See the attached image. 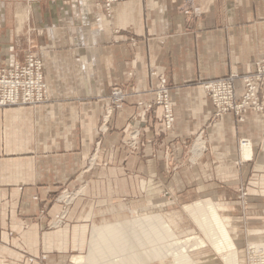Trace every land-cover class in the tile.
<instances>
[{
    "label": "crops",
    "instance_id": "crops-1",
    "mask_svg": "<svg viewBox=\"0 0 264 264\" xmlns=\"http://www.w3.org/2000/svg\"><path fill=\"white\" fill-rule=\"evenodd\" d=\"M29 50L43 59L51 101L0 108V264H76L72 257L89 245L88 203L164 195L187 202L239 192L240 183L264 194V111L214 119L202 85L254 70L264 55V0H122L109 12L96 0H0V67ZM163 77L170 128L162 107L144 110L153 101L145 91ZM116 85L142 93L103 123ZM202 133L206 150L191 160ZM80 182L87 196L64 227L48 229L58 189Z\"/></svg>",
    "mask_w": 264,
    "mask_h": 264
},
{
    "label": "rangeland",
    "instance_id": "rangeland-1",
    "mask_svg": "<svg viewBox=\"0 0 264 264\" xmlns=\"http://www.w3.org/2000/svg\"><path fill=\"white\" fill-rule=\"evenodd\" d=\"M10 1L12 3L17 2V0H10ZM21 7L20 9H23ZM155 88H157V86L151 89H155ZM149 90L145 91V93H147ZM147 94H150L153 97V94L151 93H147ZM261 96L264 97V93H262V90H261ZM104 115L102 118L103 123H104ZM217 118L219 117H214V119ZM134 134H137L139 136L138 131L133 132L131 137V142L129 145L135 149L138 148L139 146V140H138V136H137V141L132 140ZM200 135H198L191 142V146L189 149L190 150L189 153L192 158L191 160L194 161L199 159L206 150L205 148L202 149L204 146L203 142L201 140L198 141L199 139H202L203 141H205V145H206V139L203 133ZM134 142L136 143L134 144ZM197 144L201 146V149L196 148ZM194 145L196 149H194ZM189 157H188V161L190 163H193L194 161L192 162ZM96 158L97 157H95L94 155V157L92 156L89 159L88 166H86V168L84 169L85 171L89 170L91 166H94V164L96 163ZM84 184L85 183L80 182L75 187L63 186L58 189L55 195V202L58 204V210L53 216H51V218L47 222L48 229H59L64 227L68 223L72 213L71 210L73 209V206L79 200H82L87 196L86 188L85 189L83 188ZM65 189L70 193V195L77 194V197L69 208L66 217L67 220L63 224V226L59 228H53V226L51 225L52 221L55 218V216L60 212V210H62L58 200L63 194ZM200 200H202L203 202H213L218 204L217 206H219L220 208L219 212L221 216H223V218L226 220L231 235L236 243L237 251L239 253V263L247 264V251L249 250L248 245L249 244L252 245L254 243H259V244L264 243V194L250 195L248 194L247 190L241 185V183L239 184V192L233 191L232 193L227 195L198 196V198H195L194 200L187 202L175 200L170 195H164L160 200H149L148 202L145 201L142 202L140 198H135V200L114 198L108 201L106 204L99 207H94L93 204L88 203L84 207L82 214L83 217L91 220L90 224L92 226L90 225L89 242L91 238V230L94 227V224L124 221L126 219H132L133 216H139V215L151 214V213L161 214L164 217V220H166L165 221L166 224H170V227L173 231L172 233L175 232L174 234L176 238L171 239L168 242L165 241L167 244L171 243L177 238L183 240L187 237H191V236L193 237L195 235L205 240V234L203 233V231L195 221L194 217L185 207L186 205H190ZM86 202L87 200H84V203ZM84 203L82 207L84 206ZM163 243L161 244L163 245L162 247H164ZM88 249H89V245H88ZM88 249L86 250L84 255L88 253ZM166 252H168L167 249ZM191 254L192 255L195 254L194 258L196 260L197 259L202 260L203 261L202 264H227L225 259L221 255L217 254L216 250L208 242H207V247L201 248L197 251H193V253ZM76 256H81V255L73 256L72 257L73 262H74V257ZM212 257H215L216 259L212 260ZM173 258H174L173 254L171 255V251H170L166 253V256L164 257L163 260L161 261L154 260L148 264H176V262L174 261L175 259ZM30 260H32V258H30Z\"/></svg>",
    "mask_w": 264,
    "mask_h": 264
},
{
    "label": "built area",
    "instance_id": "built-area-1",
    "mask_svg": "<svg viewBox=\"0 0 264 264\" xmlns=\"http://www.w3.org/2000/svg\"><path fill=\"white\" fill-rule=\"evenodd\" d=\"M97 4L109 12L112 6L122 0H96ZM238 82L242 85V91L238 89ZM213 106L214 117H220L226 113H233L240 119L248 110L264 111V97L261 90L264 88V55L255 62L252 72L246 74L230 73L224 77L213 78L202 83ZM48 83L44 75V62L35 51L29 50L22 62L0 67V108L16 105L37 106L51 101ZM142 92H130L121 85L112 88L109 100L110 105L104 115V123L110 114L117 109H122L131 94ZM147 93L153 94V101L144 106L149 111L154 105L163 109L165 124L170 128L175 121V113L170 97V87L166 78H161L160 84ZM143 105V102H139ZM137 134L133 139L137 141ZM201 136V135H200ZM199 136V137H200ZM247 142L240 140V146ZM136 142H134L135 144ZM77 194L70 195L65 189L59 203L62 210L52 221L53 228L62 227L67 220V214ZM247 264H264V252L248 245Z\"/></svg>",
    "mask_w": 264,
    "mask_h": 264
},
{
    "label": "bare ground",
    "instance_id": "bare-ground-1",
    "mask_svg": "<svg viewBox=\"0 0 264 264\" xmlns=\"http://www.w3.org/2000/svg\"><path fill=\"white\" fill-rule=\"evenodd\" d=\"M241 147L243 157L252 158V143L247 140ZM196 148L201 149V146L197 144ZM217 205L200 200L185 206L205 234V240L195 235L183 240L177 238L175 242L167 244L166 242L176 238L170 224H166L161 214H143L124 221L94 224L88 253L74 257V262L78 264H148L154 260H163L166 253L171 251L176 264H202L203 261L196 260L195 254L191 253L207 247L208 242L227 264H240L236 243ZM252 247L264 252V243H254ZM214 259L216 258L212 257V260Z\"/></svg>",
    "mask_w": 264,
    "mask_h": 264
}]
</instances>
